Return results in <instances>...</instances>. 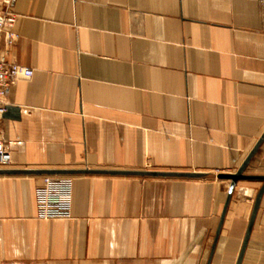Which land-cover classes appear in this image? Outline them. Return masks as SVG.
Instances as JSON below:
<instances>
[{
  "label": "crops",
  "instance_id": "crops-1",
  "mask_svg": "<svg viewBox=\"0 0 264 264\" xmlns=\"http://www.w3.org/2000/svg\"><path fill=\"white\" fill-rule=\"evenodd\" d=\"M32 69L4 96L11 169L235 173L264 133V0H0ZM17 110H16V109ZM264 175V140L245 169ZM0 175V264H236L260 180ZM213 247V249H212ZM241 264H264V194Z\"/></svg>",
  "mask_w": 264,
  "mask_h": 264
},
{
  "label": "built area",
  "instance_id": "built-area-1",
  "mask_svg": "<svg viewBox=\"0 0 264 264\" xmlns=\"http://www.w3.org/2000/svg\"><path fill=\"white\" fill-rule=\"evenodd\" d=\"M16 14L8 8L0 10V41L6 48L11 47L17 33L14 30ZM32 69L17 63L8 62L4 53H0V168L11 165V146L22 141L5 140L1 135V122L5 112L4 96L9 83L22 75L30 77ZM71 177L68 175H42L41 183L36 187V202L41 218H62L69 216L71 199Z\"/></svg>",
  "mask_w": 264,
  "mask_h": 264
},
{
  "label": "water",
  "instance_id": "water-1",
  "mask_svg": "<svg viewBox=\"0 0 264 264\" xmlns=\"http://www.w3.org/2000/svg\"><path fill=\"white\" fill-rule=\"evenodd\" d=\"M13 107L6 106L5 112L3 114L6 115L10 109ZM14 109V108H13ZM16 109V108H15ZM17 110V109H16ZM264 140V133L257 141L253 149L244 159L243 163L237 169L235 173H195V172H177V171H156V170H120V169H11V168H0V175L6 174H33V175H72V174H105V175H127V176H144V177H171V178H218V179H226L230 181L227 198L224 204V208L221 214V219L219 223V227L216 232L215 241L218 237L220 227L222 225L233 189L239 180H260L262 185L260 186L252 208V212L249 218V222L247 225L246 233L242 242V246L237 258L236 264H241L242 257L246 248V244L250 235V231L252 229L255 216L260 205V201L262 195L264 194V175H249L245 173V169L252 157L258 150L260 144ZM213 249V247H212Z\"/></svg>",
  "mask_w": 264,
  "mask_h": 264
}]
</instances>
